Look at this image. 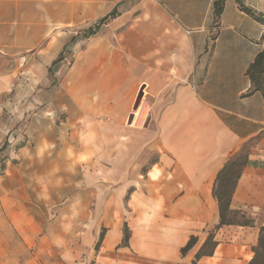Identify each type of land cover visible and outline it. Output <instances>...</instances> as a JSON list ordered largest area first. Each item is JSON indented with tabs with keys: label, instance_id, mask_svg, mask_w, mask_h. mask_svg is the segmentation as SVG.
Masks as SVG:
<instances>
[{
	"label": "crops",
	"instance_id": "obj_1",
	"mask_svg": "<svg viewBox=\"0 0 264 264\" xmlns=\"http://www.w3.org/2000/svg\"><path fill=\"white\" fill-rule=\"evenodd\" d=\"M25 1L0 0L16 13L0 12V106L23 96L36 148L49 146L45 131H59L62 162L75 166L79 195L91 197L81 204L92 212L82 236L96 233L90 264H192L209 232L217 245L196 264H247L264 226V97L250 92L246 70L264 48V24L240 4L264 17V0H224L218 18V0H107L115 16L60 78L70 37L58 33L73 20L49 29L48 15L21 12ZM239 154L247 164L230 208L254 221L219 226L216 176ZM191 236L197 242L182 255ZM78 251L57 259L70 263ZM3 256L0 248V264H16Z\"/></svg>",
	"mask_w": 264,
	"mask_h": 264
},
{
	"label": "rangeland",
	"instance_id": "obj_2",
	"mask_svg": "<svg viewBox=\"0 0 264 264\" xmlns=\"http://www.w3.org/2000/svg\"><path fill=\"white\" fill-rule=\"evenodd\" d=\"M0 12L16 14L11 5L1 4ZM21 12L24 15H48L49 29L58 26L60 19L73 20L70 25L62 26L67 31L58 33L67 34L70 39L58 57L61 72L58 75L54 72L57 78L71 68L89 42L88 30H95L97 34L107 24V20L100 23V19L107 15V0H26ZM21 38V44L25 45L31 44L36 36ZM50 40L55 41V35L46 37V42ZM64 57L70 60L69 66L62 65ZM22 98L3 100L0 106L2 261L6 262L7 255L11 254V257L15 255L16 264H60L57 253L75 248L79 250V258L69 260L70 263L63 261V264H90V245L96 233L93 228H87L82 236L84 223L91 218L92 212L90 207L88 211L82 210L81 204L89 202L91 206V197L79 195L81 181L71 178L70 173L72 168L76 171L75 166L62 162L59 131L43 133L49 146L36 148L29 145L39 139V134L31 133L25 124ZM72 157L70 153L69 158ZM50 174L53 179L46 177ZM241 215L253 220L250 214L241 210L236 213V219L241 221Z\"/></svg>",
	"mask_w": 264,
	"mask_h": 264
},
{
	"label": "trees",
	"instance_id": "obj_3",
	"mask_svg": "<svg viewBox=\"0 0 264 264\" xmlns=\"http://www.w3.org/2000/svg\"><path fill=\"white\" fill-rule=\"evenodd\" d=\"M224 0H218L214 4V16L218 18ZM240 8L253 16L257 21L264 24V17L260 15H254L250 9L245 7L243 4H240ZM116 11L113 10L107 15L103 16L100 19V23H103L110 17H114ZM96 33L95 30L89 29L87 37L92 36ZM264 40V34H263ZM246 74L251 81V90L250 92L260 91L264 97V48L256 55L253 62L248 66ZM247 164V155L239 154L230 158L224 166L220 169L216 176L215 184L213 187V195L218 203L219 210V226L222 225H240V226H250L253 223V220L250 218H245L244 215H241L242 220L239 221L236 219V213L238 210H232L230 208L232 193L236 184L238 177L241 174L243 167ZM218 226V227H219ZM105 233V228H102L98 239L94 245V249L97 251L103 240ZM129 239V230L124 225L123 227V237L121 240V245H127ZM197 242L196 236H191L187 243L181 248V254L184 255L187 253ZM217 245V242L214 240V232H209L206 239L195 253L194 260L192 264H196L197 260L202 256H210L213 254V251ZM247 264H264V226L259 228V236L256 245L253 247V257Z\"/></svg>",
	"mask_w": 264,
	"mask_h": 264
},
{
	"label": "built area",
	"instance_id": "obj_4",
	"mask_svg": "<svg viewBox=\"0 0 264 264\" xmlns=\"http://www.w3.org/2000/svg\"><path fill=\"white\" fill-rule=\"evenodd\" d=\"M21 59H24V57H21ZM61 63H62L63 66H69L71 64V62L68 59V57L62 58ZM60 72H61V70L60 69H57L55 71V75H58Z\"/></svg>",
	"mask_w": 264,
	"mask_h": 264
}]
</instances>
